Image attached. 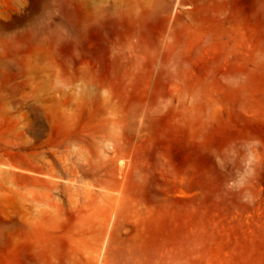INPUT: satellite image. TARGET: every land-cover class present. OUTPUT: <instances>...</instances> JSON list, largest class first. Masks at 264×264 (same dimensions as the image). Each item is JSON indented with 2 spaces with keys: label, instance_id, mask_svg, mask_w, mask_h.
<instances>
[{
  "label": "rangeland",
  "instance_id": "rangeland-1",
  "mask_svg": "<svg viewBox=\"0 0 264 264\" xmlns=\"http://www.w3.org/2000/svg\"><path fill=\"white\" fill-rule=\"evenodd\" d=\"M0 264H264V0H0Z\"/></svg>",
  "mask_w": 264,
  "mask_h": 264
},
{
  "label": "clouds",
  "instance_id": "clouds-1",
  "mask_svg": "<svg viewBox=\"0 0 264 264\" xmlns=\"http://www.w3.org/2000/svg\"><path fill=\"white\" fill-rule=\"evenodd\" d=\"M253 174H254V171L251 169L250 165L246 164L244 167V170L237 176V178L228 184V188L230 190L240 191L246 186V184L248 183V180L252 177ZM243 199L246 202H251V199H252L251 193L244 192Z\"/></svg>",
  "mask_w": 264,
  "mask_h": 264
}]
</instances>
